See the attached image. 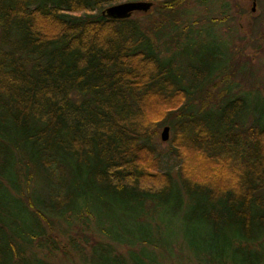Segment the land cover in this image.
Masks as SVG:
<instances>
[{"label": "trees", "instance_id": "16d2710c", "mask_svg": "<svg viewBox=\"0 0 264 264\" xmlns=\"http://www.w3.org/2000/svg\"><path fill=\"white\" fill-rule=\"evenodd\" d=\"M119 1L0 0V264H264V109L158 49L184 6Z\"/></svg>", "mask_w": 264, "mask_h": 264}, {"label": "rangeland", "instance_id": "374dc122", "mask_svg": "<svg viewBox=\"0 0 264 264\" xmlns=\"http://www.w3.org/2000/svg\"><path fill=\"white\" fill-rule=\"evenodd\" d=\"M108 5L110 4H104L103 6L106 7ZM249 8L250 6H222L221 0H198L196 2L191 0L187 6L183 7V12L187 13L184 18L188 19V21H196L197 19L199 22L189 27L190 39L188 41L184 40L186 32L181 33L180 29L182 27L180 28L179 26L172 30L177 34V37L172 39L175 40L176 44H171V42L167 41L168 36L164 34L158 42V49L165 54L167 52L163 50L164 48H167L169 52L181 42V49L189 50V53L192 47H199L200 51L210 52L219 49L223 58L221 62L219 61L220 64L215 61L212 64H216L215 66L220 68L215 69L209 81L203 84L205 91L206 89L208 90L203 95H206L209 99H216L218 93L224 87H227L229 92H232L231 94L241 95L245 92V96L249 98L250 102L256 108L263 110L264 6H255L253 12H250ZM237 12L239 15L236 14ZM222 13L223 16L224 14H230V17L226 21L215 22L211 26L204 20L210 17L221 18ZM245 13H247V16H244ZM150 15H152V12L151 14L150 12H134L132 16L144 19L149 18ZM191 43L193 44L192 47ZM227 59H229L230 67L225 66L226 63L228 65ZM248 122L249 118H246L244 123L247 124ZM167 134L168 136L170 135V130H168ZM157 148L161 153L162 162L172 165V159L167 157V140H158Z\"/></svg>", "mask_w": 264, "mask_h": 264}, {"label": "water", "instance_id": "95a60500", "mask_svg": "<svg viewBox=\"0 0 264 264\" xmlns=\"http://www.w3.org/2000/svg\"><path fill=\"white\" fill-rule=\"evenodd\" d=\"M151 6V1L147 0H125L110 4L101 10V14L113 18L129 17L133 11H146ZM168 127L163 126L160 130V138H167Z\"/></svg>", "mask_w": 264, "mask_h": 264}, {"label": "flooded vegetation", "instance_id": "af4514ba", "mask_svg": "<svg viewBox=\"0 0 264 264\" xmlns=\"http://www.w3.org/2000/svg\"><path fill=\"white\" fill-rule=\"evenodd\" d=\"M191 0H173L174 6H187ZM192 1H198V0H192ZM153 5V2H151V6ZM222 6H250L249 10L250 12H253L255 9V6H264V0H221ZM244 16H247V13L244 14Z\"/></svg>", "mask_w": 264, "mask_h": 264}]
</instances>
